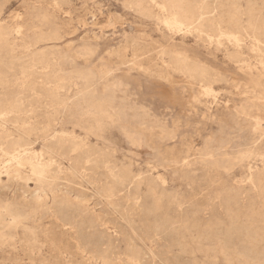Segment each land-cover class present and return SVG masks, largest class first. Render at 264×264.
<instances>
[{"label":"rangeland","instance_id":"rangeland-1","mask_svg":"<svg viewBox=\"0 0 264 264\" xmlns=\"http://www.w3.org/2000/svg\"><path fill=\"white\" fill-rule=\"evenodd\" d=\"M263 180L264 0H0V264H264Z\"/></svg>","mask_w":264,"mask_h":264},{"label":"bare ground","instance_id":"bare-ground-1","mask_svg":"<svg viewBox=\"0 0 264 264\" xmlns=\"http://www.w3.org/2000/svg\"><path fill=\"white\" fill-rule=\"evenodd\" d=\"M262 1H263V0H262ZM236 2H237V1H236ZM250 3H251V2H250ZM211 4H212V3H211ZM233 11H234V10H233ZM221 12H222V11H221ZM168 13H169V12H168ZM182 13H183V12H182ZM231 15H232V14H231ZM241 15H242V14H241ZM191 16H192V15H191ZM219 19H220V18H219ZM187 21H188V20H187ZM195 21H196V20H195ZM232 21H233V20H232ZM191 22H192V20H191ZM200 22H201V21H200ZM186 24H187V23H186ZM201 24H202V23H201ZM183 26H184V25H183ZM56 27H57V26H56ZM191 27H192V26H191ZM166 28H167V27H166ZM192 29H193V28H192ZM245 29H246V28H245ZM15 30H16V29H15ZM216 30H217V29H216ZM193 33H194V32H193ZM240 34H241V33H240ZM246 34H247V33H246ZM246 40H247V39H246ZM234 43H235V42H234ZM35 45H36V44H35ZM209 45H210V44H209ZM241 48H242V47H241ZM260 48H261V47H260ZM78 54H79V53H78ZM260 54H261V53H260ZM1 58H2V57H1ZM230 59H231V58H230ZM32 62H33V61H32ZM25 63H26V62H25ZM29 65H30V64H29ZM260 65H261V64H260ZM104 69H105V68H104ZM203 75H204V74H203ZM208 78H209V77H208ZM213 85H214V84H213ZM75 125H76V124H75ZM4 143H5V142H4ZM32 145H33V144H32ZM14 148H15V147H14ZM54 150H55V149H54ZM33 154H34V153H33ZM215 156H216V155H215ZM215 156H214V157H215ZM216 157H218V156H216ZM197 158H199V157H197ZM216 160H217V159H216ZM78 162H79V161H78ZM150 162H151V161H150ZM217 164H218V163H217ZM234 164H235V163H234ZM96 171H97V170H96ZM96 171H95V172H96ZM51 173H52V172H51ZM72 174H73V173H72ZM104 175H105V174H104ZM256 178H257V177H256ZM248 180H249V179H248ZM119 181H120V180H119ZM263 181H264V180H263ZM161 182H162V181H161ZM5 184H6V183H5ZM114 188H115V187H114ZM9 189H10V188H9ZM86 190H87V189H86ZM258 191H259V190H258ZM147 192H148V191H147ZM164 193H165V192H164ZM159 194H160V193H159ZM159 194H158V195H159ZM167 195H168V193H167ZM121 196H122V195H121ZM148 196H149V195H148ZM96 197H97V196H96ZM105 197H106V196H105ZM110 197H111V196H110ZM117 197H118V196H117ZM156 199H157V198H156ZM124 200H125V199H124ZM261 200H262V199H261ZM161 201H162V200H161ZM144 202H145V201H144ZM55 203H56V202H55ZM151 203H152V202H151ZM222 203H223V202H222ZM261 203H262V202H261ZM131 204H133V203H131ZM0 205H1V203H0ZM129 205H130V204H129ZM155 205H156V204H155ZM155 205H152V207L155 206ZM1 206H2V205H1ZM116 206H117V205H116ZM54 207H55V206H54ZM158 207H159V206H155V208H158ZM263 207H264V205H263ZM25 208H26V207H25ZM148 208H149V207H148ZM155 208H154V209H155ZM260 208H261V207H260ZM151 209H152V208H151ZM151 209H150V210H151ZM154 209H152V210H154ZM160 209H161V208H160ZM228 209H229V208H228ZM254 209H255V208H254ZM129 210H130V209H129ZM156 210H157V209H156ZM257 210H258V209H257ZM261 210H262V209H261ZM4 211H5V210H4ZM15 211H16V210H15ZM19 211H20V210H19ZM225 211H226V210H225ZM5 212H6V211H5ZM246 212H247V211H246ZM258 212H260V211H258ZM10 213H11V212H10ZM27 213H28V212H27ZM154 213H155V212H154ZM136 214H137V213H136ZM257 214H258V213H257ZM25 215H26V214H25ZM8 216H10V215H8ZM20 216H21V215H20ZM123 216H124V213H123ZM123 216H122V217H123ZM144 216H145V214H144ZM192 216H193V215H192ZM225 216H226V215H225ZM253 216H254V215H253ZM50 217H51V216H50ZM228 217H229V216H228ZM164 218H165V217H164ZM185 218H186V217H185ZM191 218H192V217H191ZM65 219H66V218H65ZM159 219H160V217H159ZM159 219H158V220H159ZM3 220H4V219H3ZM60 220H61V219H60ZM160 220H162V218H161ZM160 220H159V221H160ZM167 220H169V219H167ZM170 220H171V219H170ZM170 220H169V222H170ZM185 220H186V219H185ZM17 221H18V220H17ZM128 221H129V220H128ZM193 221H194V220H193ZM10 222H11V221H10ZM51 222H52V221H51ZM157 222H158V221H157ZM186 222H187V221H186ZM256 222H257V221H256ZM58 223H59V222H58ZM165 223L167 224L168 222L166 221ZM25 224H26V223H25ZM111 224H112V223H111ZM163 224H164V223H163ZM169 224H170V223H169ZM169 224H168V225H169ZM173 224H174V223H173ZM173 224H172V225H173ZM188 224H189V223H188ZM193 224H194V223H193ZM193 224H192V225H193ZM68 225H69V224H68ZM172 225H171V226H172ZM198 225H199V224H198ZM207 225H208V224H207ZM216 225H217V223H216ZM164 226H166V225H164ZM169 226H170V225H169ZM169 226H167L166 230L168 229ZM190 226H191V225H190ZM195 226H196V225H195ZM213 226H214V225H213ZM75 227H76V226H75ZM141 227H142V226H141ZM160 227H161V226H160ZM191 227H192V226H191ZM205 227H208V226H205ZM245 227H246V226H245ZM192 228H193V227H192ZM196 228H197V226H196ZM196 228H195V229H196ZM231 228H232V226H231ZM28 229H29V228H28ZM156 229H157V228H156ZM161 229H162V228H161ZM234 229H235V228H234ZM234 229H233V230H234ZM80 230H81V229H80ZM168 230H169V229H168ZM176 230H177V229H176ZM230 230H231V229H230ZM254 230H255V229H254ZM125 231H126V230H125ZM156 231H157V230H156ZM197 231H198V230H197ZM208 231H209V229H208ZM218 231H219V230H217V232H218ZM224 231H225V230H224ZM224 231H223V237H224ZM78 232H79V231H78ZM126 232H127V231H126ZM173 232H174V230H173ZM206 232H207V231H206ZM209 232H210V231H209ZM217 232H216V234H217ZM233 232H234V231H233ZM245 232H246V231H245ZM108 233H109V232H108ZM171 233H172V232H171ZM176 233H177V232L175 231V234H176ZM214 233H215V232H214ZM219 233H220V232H219ZM246 233H247V232H246ZM134 234H135V233H134ZM142 234H143V233H142ZM195 234H196V233H195ZM157 235H158V233H157ZM162 235H163V234H162ZM206 235H207V233H206ZM208 235H209V234H208ZM208 235H207V236H208ZM210 235H211V234H210ZM210 235H209V237H210ZM212 235H213V234H212ZM218 235H219V234H218ZM48 236H49V235H48ZM176 236H177V235H176ZM193 236H194V235H193ZM231 236H232V235H231ZM141 237H142V236H141ZM162 237H163V236H162ZM214 237H216V235H215ZM227 237H228V236H227ZM131 238H133V237H131ZM216 238H217V240L220 239V238H218V237H216ZM238 238H239V237H238ZM242 238H243V236H242ZM53 239H54V238H53ZM173 239H174V238H173ZM178 239H179V238H178ZM222 239H223V238H222ZM256 239H257V238H256ZM26 240H27V239H26ZM74 240H75V239H74ZM207 240H208V238H207ZM209 240H210V239H209ZM214 240H215V239H214ZM214 240H213V241H214ZM217 240H216V241H217ZM250 240H251V239H250ZM135 241H136V240H135ZM204 241H205V240H204ZM221 241H222V240H221ZM245 241H246V240H245ZM259 241H260V240H259ZM108 242H109V241H108ZM131 242H132V241H131ZM156 242H157V241H156ZM139 243H140V242H139ZM174 243H175V242H174ZM256 243H257V241H256ZM198 244H199V243H198ZM220 244H221V243H220ZM242 244H243V243H242ZM102 245H103V244H102ZM157 245H158V244H157ZM221 245H222V244H221ZM221 245H219V246H221ZM252 245H253V244H252ZM99 246H100V245H99ZM176 246H177V245H176ZM221 247H222V246H221ZM223 247H224V245H223ZM256 247H257V246H256ZM32 248H33V247H32ZM218 248H219V247H218ZM218 248H217V249H218ZM225 248H226V247H225ZM222 249H223V248H222ZM232 249H233V248H232ZM107 250H108V249H107ZM178 250H179V249H178ZM183 250H184V249H183ZM249 250H250V249H249ZM146 251H147V250H146ZM150 251H151V250H150ZM220 251H221V250H220ZM239 251H240V250H239ZM243 251H244V249H243ZM181 252H182V251H181ZM226 252H227V251H226ZM241 253H242V252H241ZM69 254H70V253H69ZM221 254H222V253H221ZM224 254H225V253H224ZM244 254H245V253H244ZM254 254H255V253H254ZM256 255H257V254H256ZM256 255H255V256H256ZM130 256H131V255H130ZM226 256H227V255H226ZM240 256H241V255H240ZM238 257H239V256H238ZM32 258H33V257H32ZM32 258H31V259H32ZM150 258H151V257H150ZM257 258H258V257H257ZM97 259H98V258H97ZM242 260H243V259H242ZM260 260H262V259L260 258ZM144 261H145V260H144ZM227 261H228V260H227ZM238 262H239V261H238ZM256 262H257V261H256ZM233 263H234V262H233ZM242 263H243V262H242ZM256 264H257V263H256ZM260 264H261V263H260Z\"/></svg>","mask_w":264,"mask_h":264}]
</instances>
